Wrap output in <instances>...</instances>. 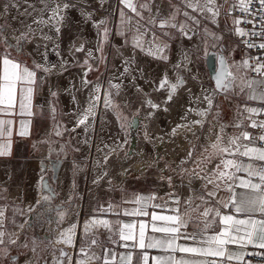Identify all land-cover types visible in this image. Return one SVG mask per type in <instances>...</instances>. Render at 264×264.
<instances>
[{"label": "snow or ice", "instance_id": "snow-or-ice-1", "mask_svg": "<svg viewBox=\"0 0 264 264\" xmlns=\"http://www.w3.org/2000/svg\"><path fill=\"white\" fill-rule=\"evenodd\" d=\"M20 2L8 0L0 9V16H6L10 8L18 7ZM22 2L28 5L25 15L31 16L37 11L36 6L28 0ZM40 3L43 7L38 10L39 14L31 24H25V30L12 27L7 21H0V157L11 155L14 136L27 138L31 135L32 118L37 115L34 110L35 98L44 78L54 70H67V60L61 58L58 64H50L46 52L42 53L43 62L34 61L31 66L19 58L25 45L32 42L37 32H41L45 40L53 39L43 33L44 27H49L59 35L66 11L74 7L64 0H40ZM119 4L122 7L118 9L117 34L125 38V44L130 42L134 52L139 50L153 59L168 61L170 44L162 37L174 38L169 29L178 32L181 38L192 40L198 35L202 21L220 27L221 17L231 21V26H226L230 35L241 38L240 43L246 49L258 51L255 56L246 52L241 60L236 61L223 43L224 36L205 27L204 37L196 51H201L202 45L203 54L207 57L209 50H214L211 54L218 61V67L212 68L215 75L210 78L214 86L205 88L201 82L199 95L188 87L190 80H200V77L188 66L193 63V58L187 52H182L183 59L173 65L174 79L164 73L158 83L150 82L154 91L166 93L161 103L155 102L150 93H145L141 101V108L149 110L144 117L148 120L155 110L162 108L168 111L166 105L176 99L182 89L189 93L188 103L196 106L188 107L181 118L184 123L177 124L167 135L175 136L181 128L191 132L193 127L203 129L205 123L209 125L208 135L201 143L199 152L193 144L178 169L182 176L189 178V188L193 180L199 179L201 191H193V194L183 197L172 187V176L162 175L161 179L166 180L170 189L166 193H125L118 202L108 201L94 208L93 214L83 222L78 219L77 213V218L63 227L71 215L69 208L73 197L69 196L67 200L56 204L59 193L52 187V177L47 173L51 170L55 174L61 163V154L65 153L66 145L70 146V140L60 144L57 152L52 144H59V140H52L51 137L63 139L65 133L75 132L80 127L87 132L93 128L99 108L115 110L125 135L113 138L111 144L97 146L96 150L103 154V163L98 160L97 166L103 167L113 155L119 158L120 153H123L125 160L131 158L130 152L126 151L130 146L127 130L137 124L141 112V108H137L135 116L129 119L119 111L120 105L114 97L119 95L121 83H113L110 79L107 89H102L99 83L94 84L85 106L73 113L75 126L72 128L56 119L55 103L50 102L49 114L53 121L51 131L47 138L33 144L34 150H39L41 144L48 146L47 154L40 162L39 198L23 208L19 205L13 207L11 217L7 215L9 206L0 205V260H6L8 264H41L42 253L47 252L52 256L51 264H149L150 259L152 264H253L248 257H255L264 264V119L260 118L264 117V0H179V4L169 0L167 11L157 0H119ZM81 15L86 20H92V14L82 9ZM94 24L99 37L96 51L101 55L94 56L93 51L88 50L80 64L84 69L82 86L85 87L91 84L87 76L94 68L90 58L97 63L106 59L103 45L108 42L112 32L106 19ZM249 25L251 27H246ZM155 29H160V33L157 34ZM58 48L59 44H56L54 51ZM73 51H85L84 45L74 46ZM56 55L60 56L59 51H56ZM123 63L126 65L123 73L127 74L135 63V56L126 58ZM38 73L44 75L38 76ZM113 79L119 80L120 76ZM137 91L144 90L137 86ZM56 95V92L51 93L52 97ZM221 95L225 98L229 95L243 96L246 101L236 105L234 120L228 125L221 121L216 102ZM191 114L199 119L189 120ZM229 127L236 131L228 132ZM248 128L258 132H249ZM193 135L196 133L193 132ZM143 139L145 142L153 140L147 126L143 131ZM156 139L163 142V137ZM74 150L79 151V148ZM53 155L55 163L51 160ZM189 162L191 168L182 167ZM78 167L74 165V169ZM124 171L127 173L128 169ZM105 177H108L106 168L93 183L98 184ZM107 182L112 185L110 178ZM237 189L242 191L238 192ZM221 191L229 195L220 197ZM65 204L69 208H65ZM17 216L23 217V221L17 222ZM108 216L137 219L125 221L108 219ZM9 224L13 230H9ZM45 225L48 228L42 236L33 232L31 239H28L27 230L44 229ZM101 230L107 232V241L112 245L103 247L102 255L95 251L101 244ZM149 230L152 234H148ZM14 248L26 250L22 260L18 258L19 254L12 255ZM66 249H73L74 253ZM153 249L163 254L150 257L149 250ZM176 253L187 255L177 258ZM44 264H48L46 259Z\"/></svg>", "mask_w": 264, "mask_h": 264}, {"label": "crops", "instance_id": "crops-1", "mask_svg": "<svg viewBox=\"0 0 264 264\" xmlns=\"http://www.w3.org/2000/svg\"><path fill=\"white\" fill-rule=\"evenodd\" d=\"M223 43L226 46V48L230 52L233 53L234 60L239 61L242 59L240 55L238 54L236 42H235V45L226 44L225 41H223ZM130 49L132 48H128L127 50H130ZM136 53H139V52L136 50ZM19 58L24 60L29 66H31L34 61L37 62L34 59V57L28 53V51L26 50V47L24 48L23 54ZM78 59H81V58L79 57ZM150 59H153V58L150 57ZM155 60H158V59H155ZM159 61L160 62L158 61L157 62L163 66L172 64L171 60H170L171 62L167 65H164L162 63L163 62L162 60H159ZM98 64L99 63H95V66H98ZM76 70L81 71L79 69H76ZM62 73L63 72H60L56 75L46 76L43 82L39 85L38 90H37V95L35 98L36 108L34 109L37 112V115L32 118L31 129H30L31 135L27 138L14 136L13 145L11 149V155L6 156V157H0V205L7 204L9 206V210L7 213L9 217L12 216V208L15 207L16 205H19L20 207L23 208L28 204L35 203V201L38 199V195H39L38 181L40 179V162L44 158V156L47 154L48 146L41 144L39 145V150H34L33 144L36 143L38 140L47 138L48 133L51 131V127H52L51 122H50L51 116L49 114L50 98H51L52 92L57 93L56 83H58L59 78L63 76L61 75ZM38 76H43V75L42 73H38ZM47 77L51 79L49 80L51 82V91H50L49 97L47 98V100H45L43 97V90L46 87ZM157 80L159 81V78ZM154 81H156V79ZM189 82L196 83L191 80ZM163 93L161 97L158 98L160 102L166 96V93L164 91ZM221 98L224 101H226V103H228V104L224 103V110L220 111L221 119L224 120L223 121L224 124L228 125V124H231L234 120L235 113H236V105L238 104L242 105L246 103V101L243 98V96L234 97V96L229 95L228 98H225V97H221ZM142 99L143 98L140 95H138L135 103L133 100L131 103H127V104H130L129 106L130 108H126V110L129 111L128 118H132L133 116H135L136 114L135 110L138 108V107H135V105L138 104L137 102L140 103ZM174 102H175V99L169 104L172 105L174 104ZM131 104L133 106H131ZM253 106H256V105L253 103ZM166 107L168 108V111H163V109L156 110V112L152 115V118H155L156 116V120H158V123L156 125L155 123L154 124L148 123V124H145L143 127L145 128V126H147L149 135L153 137L152 142L144 141L143 139L144 129L139 128L140 125H138L137 130L135 131V132L138 131V136H139L138 142L142 150L141 162H145L146 153H148L150 156L149 160L153 162L152 163L153 167L143 165L141 173L131 172L130 174H129V171L125 173V171L121 169L123 165H128L129 163H133L138 157V156H133L131 149L134 147L132 146V143H130V146L127 148V151L130 152L131 158L127 160H125L124 158L119 159L123 157V154L120 155L119 158L117 156H112V158L109 160V164L112 163V166L110 168L113 173L112 172L109 173L108 177H105L104 180H101L99 187L91 186L86 193L84 189L86 174H85V171H83V169L85 167V162H87V156L90 153L89 143L92 142L93 144L92 147L95 148L96 139L95 138L94 140L89 139V138L87 140L85 139L88 145L87 144L84 145L81 142L84 139V136L80 138L78 135L80 131L83 129L77 128L75 132L77 131L79 132L77 134H74V136H72L70 140L72 141L73 146L75 148H79V151L74 152L75 157L72 158L67 148L65 147V153L61 154L62 155L61 163L57 166L55 174L53 175V172L51 170L47 173L49 177H52V179L50 180L52 187H54L59 193L58 197L55 200V203L60 204L62 201L67 200L69 196H72V197L76 196L77 201L75 204H72L70 208H69V205L65 204L64 207L69 208V211L71 214L75 211L80 212L81 204L78 201L79 196L87 195L88 193V195L90 196L89 203L88 205L83 207L84 214L80 219V221L83 222L84 219H86L87 217L93 214L94 208L98 207L100 204H106L108 201H112L113 203L118 202L125 193H132V192L145 193V194L150 193V192H157L160 194L166 193L170 189L167 185L166 180L161 179L162 175L172 176V187L175 188L176 191L180 193L183 197H187L188 195L193 194V191H195L196 193H199L201 191V181L199 179L193 180L191 188H189L187 180L184 181L183 183L180 182V175L178 174L179 172L177 171L178 169L177 165H180V162L184 160V158L186 157L182 155L183 154L182 152L185 149H187V152H188L189 149L192 148V145L195 144L197 137L199 136V134H201V131L198 130V126H196V128H194L193 131L185 132L184 135L181 134V132L183 131L182 128L178 130L175 136L167 135L168 133L171 132V129L173 127H175L177 124H182L184 122H173V123L169 122L167 116L171 115L170 113L171 111L168 107V104L166 105ZM144 113L145 112L141 110L140 116L144 117V115H142ZM113 114H115V116L111 115L108 119L109 121L111 120L110 121L111 126H112L111 132L113 131V134L115 133L114 135L122 138L123 135L118 130L119 122L117 121L116 113L114 112ZM192 115L195 117L194 118L195 120L197 116L194 114L189 115V120H193L191 118ZM61 116L63 120L66 121L67 127L71 128L70 123H69L70 121L66 118L62 107H61ZM140 129H142L141 132H139ZM247 130L249 132H253V129L251 128H248ZM96 131L97 130H95V134H96ZM127 131L130 134L129 136V139H130L131 129H128ZM227 131L233 132V131H236V129L229 127ZM193 132L196 133L195 136L193 135ZM207 134H208V131H207ZM156 137H163V142H161L159 139H156ZM59 140L64 141L65 137ZM182 140H184V142ZM181 143L185 144V145L183 144L184 145L183 148H181ZM135 146H137V143L135 144ZM52 147L53 148L57 147L56 150L57 152L59 151V144H52ZM37 152H38V155H37ZM65 156L66 158H64ZM113 158H114V161L112 160ZM51 160H52V163H55L54 158L51 157ZM137 161H139V158ZM45 163H48V161H45ZM94 163L96 164V162ZM74 165L79 166V167L74 169ZM170 165H173L174 167ZM208 166L210 167L211 165L209 164ZM179 167H181V165ZM49 168L51 169V164H49ZM106 169L108 170L109 168L106 166ZM95 172H96V169H95ZM99 174L100 173L97 172V176ZM118 176H120V178H118ZM109 178L112 180V185H109L107 182ZM121 178L125 181L124 185L123 186H119V184L116 185L117 179H121ZM175 178L178 179V183H175L173 181ZM197 181H199V183H196ZM73 183H75V188H73ZM121 189H123L124 191H121ZM237 191L239 192L242 190L237 189ZM13 195H19V201H15L12 198ZM228 195L229 193L223 192V191L219 193L220 197H227ZM128 207H132V205H128ZM33 215H35V213H33ZM69 218H68V221H66V223L63 225V227H67ZM106 218L121 219L125 221L137 219L134 217H123V216H120V217L108 216ZM16 220L17 222H22L23 217L17 216ZM53 227L55 226L53 225ZM8 228L9 230H13V226L11 224L8 225ZM47 228H48V225H45L44 229L38 228L34 230H27L26 235L28 239L30 240L33 235V232H35V234L37 235L42 236L44 234V231ZM148 234H152L150 230ZM107 235H108L107 232L101 230L100 236H99L101 244L100 246L95 248V251H97L101 255L103 254L102 253L103 247H112V245L108 243L107 241ZM154 235H160V234H154ZM21 238L23 239L24 237H21ZM78 241H79V229H78ZM180 243H186V242L180 241ZM14 250L15 248L13 249V252ZM117 250L123 251V249H117ZM249 251H256V250L249 249ZM161 254L163 253H160L155 249L149 250L150 257L152 255H161ZM175 255L177 256V258H179L180 256L187 255V254L176 253ZM42 257L43 259L41 260V264H44L45 259L48 261V264H51L52 256L50 254L45 252L44 254H42ZM23 258L24 257L20 259L22 260ZM190 258L201 259L200 257H190ZM208 259H213V258L209 257ZM5 262L7 261L0 260V264H5ZM149 264H152L151 259L149 261Z\"/></svg>", "mask_w": 264, "mask_h": 264}, {"label": "bare ground", "instance_id": "bare-ground-1", "mask_svg": "<svg viewBox=\"0 0 264 264\" xmlns=\"http://www.w3.org/2000/svg\"><path fill=\"white\" fill-rule=\"evenodd\" d=\"M77 1H78L77 3H80V4L81 3L88 4V6H86L82 10L85 12L91 13L92 14V20H86L85 17L83 15H81V8L80 9L79 8L78 9H72L71 11H69V16L67 18V22L64 25V29H63L62 34L60 32L61 36L60 35H58L57 37L52 36V32L48 29V27L43 28V33L52 36L53 37L52 40L43 39L42 33L37 32L35 35V38L32 40V42L27 44V46H26L28 52L34 57V59L37 62H41V59L43 57L42 56L43 52L47 53V57L51 58L53 60L54 64H58V62L60 61L61 58H63L64 60H67L68 61L67 68L69 66L73 65L75 62H77L79 57L80 58L86 57V53L88 50H92L94 56H98V52L96 51V48H97V42H98L99 37L97 35V28L95 27L94 22H98L99 20L104 19V16L100 12V10H102L103 8H106V6H105L106 4L104 3L105 1L104 2H103V0H77ZM7 2H8V0H0V9H2L3 5ZM28 2L30 4H34L36 6V9H37V11L33 12V14L31 16L24 14L25 9L28 8V5L23 3L21 0L18 7L10 8V11L7 13V15L1 16V18L3 17L4 19L8 20L9 24L12 27H15V28H18L21 30H25V27H24L25 24L26 23L31 24L34 17L39 14L38 10L43 7V4L40 3V0H28ZM111 8H112V6H111ZM28 10L32 11L31 9H28ZM95 10H97L98 12H95ZM34 27H36V26L34 25ZM69 34L72 35V38H70V39H69ZM62 35H63V37H62ZM76 36L78 39H76ZM82 41L84 42L85 51L74 52L73 47L81 45ZM56 44H59V48L56 49V51H59L60 56H57L56 51H54ZM182 52H184V51L181 48L176 47L174 50V55H173V59H172V64H171L172 66L171 65L163 66L160 63H158L157 61L150 59L149 57H145L142 54L136 53V51L134 52L132 49L126 50L124 52V55H122L123 57L120 59V61L116 62V70L112 72L111 78H110V79H112L113 83H121V89H120L119 94H120V98L123 101V104L125 105L127 103H130V101H132V100L136 101L138 95H140L144 99L145 93H150L151 96L154 93H156L155 95H157V98H154L153 100L157 103H161L158 99L159 97H161V94L159 92L153 90V85H151L150 82H153L157 78V75L159 77L160 76L162 77L164 73H167L170 78L174 79L175 73L173 71V65L176 63H179L183 59V57L181 55ZM133 55L135 56V63L130 66V72L125 74V73H123V69L126 65H124L123 61L126 58L133 56ZM90 60L93 63L97 62L96 60L91 59V58H90ZM191 68L196 72L193 65ZM58 73H60V71L54 70L53 73L50 74L49 76L56 75ZM82 76L83 75H82L81 71H78V70L73 71V72L71 71V72L65 74L64 76H62L58 80V83H56L57 84L56 85L57 86V92H58V95L60 97L63 112H64L66 118L70 121V124L75 123V122L73 123V119H74L73 113L78 111L79 108H82L83 106H85L87 99L89 97V93H90V90L92 88V85L97 84V83H91L86 87L82 86V79H81ZM117 76H120L119 80L113 79L114 77H117ZM155 76H156V78H155ZM133 77H135V79H133ZM199 77H200V81L203 83L205 82L204 84H206L207 79L206 80L203 79V77L200 75H199ZM125 79H126V81L124 82ZM49 80H51V79L49 77H47L46 87L43 90V97L45 100H47V98L49 97L50 91H51V82ZM99 84L102 85L101 82ZM137 86L142 88L144 91L138 92ZM188 87H191L192 91L195 92L197 95H199V89H200L201 85L189 82ZM102 89H105V87L103 85H102ZM102 95H103V92H102ZM73 97H75V101L73 100ZM189 99H190L189 93L182 89L180 91L178 97L175 99L174 104H172V105L168 104V107L171 111L170 112L171 115L167 116L169 122H171V123H173V122H184L181 118L184 116L187 108L196 106V105H190L188 103ZM137 105H139V104H137ZM142 111L145 112L144 114H142L145 117V115L147 114V112L149 110L147 108H142ZM155 112H156V110L154 111V113ZM109 115L110 114H109L108 110H104L103 107H101L97 110L98 121H100V123L98 124L99 129H97V130L100 131L101 127L102 128L103 127L108 128V129L105 128V130L103 128L104 133L102 132V134L105 135L104 136L105 137L104 143L111 144L113 141V138H121V137L114 135L115 133L113 134V131L111 132V128H110L109 121H108V119L110 117ZM144 117L139 116L137 124L135 126L129 128V129H131L130 143H132V146L134 147L131 149L132 154H133V156H138L133 163H129L128 165L122 166L121 169L122 170L125 168L128 169L129 174L131 172L141 173L143 165H145V166H148L149 164L151 166L153 165L152 164L153 162H151V160H149L150 156L148 153H146L145 162H141L142 150H141V147L139 146V142H138L139 141L138 131L137 132H135V131L137 130L138 125H140L139 128H143L144 125L148 124V123H153V124L155 123V125H156L158 123V120H156V116H155V118L151 117L148 120H145ZM191 118L194 120L195 117L192 115ZM188 119H189V116H188ZM196 119H199V117L197 116ZM141 131H142V129H140L139 132H141ZM79 135H80L79 136L80 138L83 136L85 137V135H86L85 130H81ZM90 135H91V132H88L87 136L91 139ZM99 140H102L101 133H100V139ZM182 141L184 142V140H182ZM136 143H137V146H135ZM183 144L184 143H181V148H183V146L185 145V144L184 145ZM99 145H102V143L101 144L99 143ZM148 149H146V150H148ZM95 153H96L95 154L96 160L101 161L102 160L101 159L102 153H100L98 151ZM182 153H183L182 155L186 156L187 155V149H185ZM138 158H139V161H137ZM149 161H150V163H149ZM102 169L104 170L103 167H102ZM115 175H116V173H115ZM118 178H120V176H118ZM124 182L125 181L122 178L117 179L116 185L119 184V186H123ZM12 198L15 201H19V195H13ZM28 202H30V201H28ZM77 213H79V212L75 211L74 214L72 213L73 216H70L69 222H71L73 219L77 218V216H76Z\"/></svg>", "mask_w": 264, "mask_h": 264}, {"label": "rangeland", "instance_id": "rangeland-1", "mask_svg": "<svg viewBox=\"0 0 264 264\" xmlns=\"http://www.w3.org/2000/svg\"><path fill=\"white\" fill-rule=\"evenodd\" d=\"M105 1V2H104ZM64 2H68L70 4H73L74 7L70 8L69 10L66 11L65 13V16H66V19L65 21L63 22V25L61 27V34L63 32V29H64V25L65 23L67 22V18L69 16V11H71L72 9H83L85 8L86 6H88V4L86 3H77L78 1L77 0H64ZM103 2L106 4H104L106 6V8H103L102 10H100V12L102 13V15L104 16V19H106L108 21V27L112 30L110 36H109V40L106 44L103 45V56L106 57V59L103 60V62H99L98 66H95V63H93L91 60H90V63L94 65V68L91 72L88 73V76H87V79L89 81H91V83H102V85L105 87V89H107L109 87L108 85V81L110 80L111 78V74L113 71L116 70V62L120 61V59L123 57L122 55H124V52L128 49V48H132L131 47V44L130 42L128 44H125V38L118 35L117 34V26H118V19H119V16H118V9L120 7H122V5L119 4V0H103ZM107 2V3H106ZM114 5H113V4ZM157 3L158 4H161L162 8L167 11L168 8H169V0H157ZM172 3L173 4H179V0H172ZM112 6V8H111ZM155 7V5H153V8ZM104 10V11H103ZM127 11V10H125ZM95 12H98L97 10H95ZM145 15H147V13H145ZM1 16H0V21H7L9 23L8 20L4 19ZM180 19H183V17H180ZM230 27L231 26V21L230 20H226L224 19L223 17H221L220 19V27H216L215 25L209 23L208 21L204 20L201 22V27H200V30L198 31V35L194 36L192 38V40H188L186 38H181L180 37V34L178 32H176L175 30H171L169 29L168 31H171L172 32V35L174 38L172 39H169L168 37H162V39H164L166 42H168L170 44V48L168 49L167 51V55L169 57L168 61L167 62H162L164 65H167L169 64L173 57L172 55H174V50L176 47H179L181 49H183L185 52L188 53L189 56H191L193 58V63L188 65L189 67H192V65L194 66L196 72L198 73V75L202 76L203 79H207L206 81V84L203 83V86L204 87H210L211 86V82L208 78V74H207V71H206V68H205V56L203 54V46L201 45V51L197 52L196 51V48H197V45H200V42H201V39L204 37V33H203V28L207 27L209 31H212V32H216L218 35H223L224 36V41L226 44H231V45H235V39H234V35H230L227 31V27ZM49 29V27H48ZM50 30V29H49ZM52 32V36H55L57 37V33L54 31V30H50ZM155 31L157 32V34L160 33V29H155ZM61 34L59 33V35L61 36ZM66 35V34H65ZM63 37V35H62ZM72 38V35L69 34V39ZM76 39L77 36H76ZM82 40V39H81ZM81 44L84 45V42L82 41ZM27 46V44L25 45V47ZM121 46V47H120ZM130 46V47H128ZM24 47V48H25ZM27 50V48H26ZM211 50V49H210ZM209 50V51H210ZM28 51V50H27ZM139 52V54L141 53L139 50H137ZM29 53V52H28ZM44 53V52H43ZM30 54V53H29ZM143 54V53H142ZM239 54V52H238ZM31 55V54H30ZM101 53L98 52V56H100ZM144 55V54H143ZM145 57H149L150 56H147V55H144ZM86 57H83L81 59H78V61L74 64V65H71L67 68L66 71H63V73L61 75H65L69 72H73L75 71L76 69H79L81 70V73L83 75V71L84 69L82 67H80V64L82 63V61L85 59ZM47 60L50 64H54L53 63V60L49 57H47ZM152 60H155V59H152ZM171 60V61H170ZM41 61L43 62V57L41 59ZM155 61H158L160 62L159 60H155ZM97 63V62H96ZM168 66V65H167ZM83 70V71H82ZM183 75L187 76L188 74L187 73H182ZM42 75H44L42 73ZM161 77V76H160ZM158 75H157V78H156V81L158 83V78H160ZM60 79V78H59ZM126 81V79L124 80V82ZM191 81H194L196 82L195 84H199L201 85V81L200 80H191ZM193 83V82H191ZM114 91V90H113ZM58 93V92H57ZM159 93L162 95L163 91H159ZM156 93H154L151 97L152 99L154 98H157V95H155ZM154 96V97H153ZM221 97H224V96H219L217 98V104L219 105V110H224V103L225 104H228L226 103V101H224ZM115 99V102L120 105V108H119V111H122L123 114H125L127 117L128 116V113L129 111L126 110V108H130V104H123V101L122 99L120 98V94L118 96H115L114 97ZM222 99V100H221ZM55 103V107H56V119L63 125L66 124V121L63 120L62 116H61V101H60V97L59 95L57 94L56 97H52L50 98V102H53ZM132 101H130L131 103ZM136 101H134L135 103ZM139 105H135V107H138V108H141V102H137ZM171 105V104H170ZM132 106V104H131ZM142 110V108H141ZM114 111L116 113L115 110H108L109 112V116L111 115H114L113 114ZM112 112V113H111ZM130 119V118H129ZM210 119V118H209ZM221 119V117H220ZM66 120V118H65ZM109 121V120H108ZM221 121L223 122L224 120L221 119ZM50 122H51V125L53 123L52 121V118H50ZM69 122V121H68ZM75 122V119H73V123ZM70 123V122H69ZM100 123V121H98V116L96 118V121L93 125V128L92 130H88L86 132V135H85V139H88L89 137L87 136L88 135V132H91V139L94 140V138L96 139L95 141V148L92 147V142L89 143V146H90V153L89 155L87 156V162H85V167L83 169V171H85V174H86V178H85V186H84V189H85V193L89 190V188L91 186H95V187H99L100 186V182L98 184H94L93 183V180L97 177V172L101 173L103 171L102 167H98L97 166V161L96 158L94 157L95 156V152H97V146L99 145V143H104V139H105V135L102 134V132L104 133V130L106 127H101V130H97L99 129L98 128V124ZM224 123V122H223ZM109 125H110V128L112 127L111 126V123L109 121ZM67 126V124H66ZM72 126L74 127L75 126V123L74 124H70V127L72 128ZM120 124L118 125V129L119 131L122 133V135L124 136L125 133L121 131V128L119 127ZM194 128L196 127H193L192 131L194 130ZM208 128H209V125L207 123H205V126L203 129H201L200 127H198V130L201 131V134H199L198 137H200V139H196V142H195V145H196V151L197 153L199 152L200 150V146H201V143L203 142L204 138L208 135L207 134V131H208ZM80 129H83V127H80ZM108 129V128H106ZM183 131L181 132V134H185V132H190L188 131L187 129L185 128H182ZM84 130V129H83ZM95 130L96 131V134H95ZM79 131L77 132H67L64 134V137H65V140L64 141H61L59 139L61 138H58V137H52L53 140H59V146L60 144H64L65 141L67 140H70L72 138V136H74V134H77ZM98 133V134H97ZM100 133L102 135V140H99L100 139ZM79 135V134H78ZM97 135V136H96ZM80 136V135H79ZM111 137V136H110ZM67 138V139H66ZM76 139V138H75ZM85 139H83L81 142L85 145L88 143H85ZM90 139V138H89ZM102 141V142H101ZM56 144V143H54ZM66 148L68 150V152L70 153L71 157L74 158L75 155H74V152H76L74 150V146H73V143L72 141L70 140V146H67L66 145ZM57 149V147L55 148ZM126 151H127V148H126ZM39 152V151H38ZM38 152H37V155H38ZM94 153V154H93ZM123 153H120V155H122ZM103 155V154H102ZM102 155H101V159H102ZM115 156V155H113ZM79 157V156H78ZM52 158L55 159V155L52 156ZM61 158H62V155H61ZM80 158V157H79ZM119 159H123V158H119ZM110 160V159H109ZM114 161V158L112 159ZM96 162V164L94 163ZM101 164L103 163V161L101 160L100 161ZM108 167L109 169L107 170L108 171V174L111 173V166H112V163L109 164V161L107 163V165H104L103 168L105 169V167ZM170 166H173V165H170ZM179 166L180 165H177L178 169H179ZM174 167V166H173ZM182 167L184 168H191L192 167V164L189 162V163H185L184 165H182ZM122 168V167H121ZM95 169H96V172H95ZM126 169V168H125ZM123 169V170H125ZM177 169V171L179 172V170ZM102 170V171H101ZM113 170V169H112ZM101 171V172H100ZM113 173V172H112ZM180 175V182H184V181H188V177L186 175H181V173L179 172L178 173ZM104 180V179H103ZM38 198H39V195H38ZM89 199H90V196L88 195H80L79 196V202L81 204L80 206V212H79V217L78 219L80 220L81 217L83 216V207L88 205L89 203ZM77 201V197L76 196H73V200H72V204H75ZM73 210V209H72ZM72 212V211H71ZM74 214V212H73ZM73 214L71 216H73ZM57 247H61V246H57ZM67 251L69 252H74L73 249H68ZM26 250L25 249H16L14 250V252H12V255L13 256H17L18 254V258H22L24 257V254H25ZM45 253V252H44ZM42 253V254H44ZM52 259V257H51ZM5 264H8V262H5Z\"/></svg>", "mask_w": 264, "mask_h": 264}, {"label": "built area", "instance_id": "built-area-1", "mask_svg": "<svg viewBox=\"0 0 264 264\" xmlns=\"http://www.w3.org/2000/svg\"><path fill=\"white\" fill-rule=\"evenodd\" d=\"M237 15H238V13H237ZM242 26H244V25H242ZM246 27H251V26L249 25V26H246ZM234 39H235V41L237 43V50H238L239 55H240L241 58H243L245 56L246 52L248 54H250V55H253V56L258 54V51H253L251 49H246L245 46L242 43H240V39L241 38H238V37L234 36ZM261 118L264 119V117H261ZM256 132H258V130L253 129V133H256ZM173 181L175 183H178V179L177 178H175ZM196 183H199V181H197ZM247 259H251L253 261V264H262V262H258L257 258H255V257H248ZM225 264H227V262H225Z\"/></svg>", "mask_w": 264, "mask_h": 264}, {"label": "water", "instance_id": "water-1", "mask_svg": "<svg viewBox=\"0 0 264 264\" xmlns=\"http://www.w3.org/2000/svg\"><path fill=\"white\" fill-rule=\"evenodd\" d=\"M214 50L209 51V55L205 57V68L209 77V80L211 82V85L214 86V81H212L210 78L215 75V73L212 71L213 66L218 67V61L215 56H213L211 53ZM223 96V95H221Z\"/></svg>", "mask_w": 264, "mask_h": 264}]
</instances>
